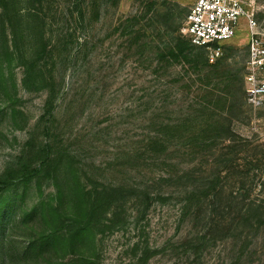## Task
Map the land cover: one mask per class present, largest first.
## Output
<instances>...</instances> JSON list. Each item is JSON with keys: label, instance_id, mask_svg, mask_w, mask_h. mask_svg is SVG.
Returning a JSON list of instances; mask_svg holds the SVG:
<instances>
[{"label": "rangeland", "instance_id": "rangeland-1", "mask_svg": "<svg viewBox=\"0 0 264 264\" xmlns=\"http://www.w3.org/2000/svg\"><path fill=\"white\" fill-rule=\"evenodd\" d=\"M164 1L0 0V177L60 158L5 195L25 192L32 207L55 193L56 174L65 186L75 172L88 187L124 186L126 205L98 239L102 264H136L145 250L142 264H264V227L241 222L236 203L264 201L247 19L215 61L199 45L177 58L167 47L190 39L196 0ZM254 8L264 35V0ZM15 243L13 264H40Z\"/></svg>", "mask_w": 264, "mask_h": 264}, {"label": "trees", "instance_id": "trees-1", "mask_svg": "<svg viewBox=\"0 0 264 264\" xmlns=\"http://www.w3.org/2000/svg\"><path fill=\"white\" fill-rule=\"evenodd\" d=\"M155 4L151 3L149 9H155ZM155 11L159 13V10ZM165 15L170 19L177 16L171 9L165 11ZM194 47L196 45L189 38L178 34L167 48L172 56L188 59ZM198 48L202 50L205 47ZM59 160V157L50 155L34 169H21L19 174L9 170L0 177V264L14 263L17 254L15 240L20 243L23 257L31 256L33 263L102 264L98 256V239L115 226L120 211L126 205L128 195L124 186L98 184L88 187L75 172L73 182L65 186L57 182L56 174L55 193L48 199L39 200L32 207L24 204L25 192L18 193V199L5 195L6 191L16 189L20 184L25 188L33 177L46 171L48 164L58 167ZM25 166L27 164H23ZM145 194L149 200L150 193ZM236 203L240 205L238 218L241 222H250L257 230L264 227V201L257 199L246 203L242 197ZM212 228L213 224L209 222L208 229ZM225 228L232 230L231 227ZM145 251L136 264H142L148 259V252Z\"/></svg>", "mask_w": 264, "mask_h": 264}, {"label": "built area", "instance_id": "built-area-1", "mask_svg": "<svg viewBox=\"0 0 264 264\" xmlns=\"http://www.w3.org/2000/svg\"><path fill=\"white\" fill-rule=\"evenodd\" d=\"M256 0H196L184 24L192 43L204 46L213 62L223 54V43L231 39L242 17L251 30L247 61L246 98L254 108L264 104V35L254 17Z\"/></svg>", "mask_w": 264, "mask_h": 264}]
</instances>
